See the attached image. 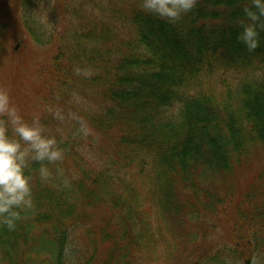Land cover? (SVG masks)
Here are the masks:
<instances>
[{
  "label": "trees",
  "instance_id": "obj_1",
  "mask_svg": "<svg viewBox=\"0 0 264 264\" xmlns=\"http://www.w3.org/2000/svg\"><path fill=\"white\" fill-rule=\"evenodd\" d=\"M248 3L197 0L168 22L142 0L0 2V55L10 23L38 45L59 32L46 21L74 24L42 83L40 121L64 159L44 162L46 180L30 165L34 206L0 226V264H264V202L251 199L264 194L243 185L253 164L264 175V29L254 52L237 38Z\"/></svg>",
  "mask_w": 264,
  "mask_h": 264
},
{
  "label": "clouds",
  "instance_id": "obj_2",
  "mask_svg": "<svg viewBox=\"0 0 264 264\" xmlns=\"http://www.w3.org/2000/svg\"><path fill=\"white\" fill-rule=\"evenodd\" d=\"M197 0H142V8L150 14L168 22H175L182 14L189 13ZM247 22L242 26L237 38L249 52H254L260 44V31L264 29V0H249L244 7ZM77 74H87L86 69L76 67ZM60 121L65 113L60 108L47 109ZM68 118L77 120V131L84 137L93 134L88 122L74 112ZM64 159V150L55 135L46 134L39 115H33L29 122L13 104L9 91L0 86V226L13 230L24 214L33 208L32 176L28 174L30 165L39 162V176L46 180L50 169L44 162ZM253 264H256L255 260Z\"/></svg>",
  "mask_w": 264,
  "mask_h": 264
},
{
  "label": "rangeland",
  "instance_id": "obj_3",
  "mask_svg": "<svg viewBox=\"0 0 264 264\" xmlns=\"http://www.w3.org/2000/svg\"><path fill=\"white\" fill-rule=\"evenodd\" d=\"M4 1L6 0H0V2ZM67 17L68 16L66 15L64 18L61 17L60 19L54 21L53 19L46 21V24L49 26L57 25V30H59L57 33L53 32L54 34L51 40L46 45H38L34 43L27 34L25 35L26 37H24V39L17 40L14 37V30L17 28L16 25L13 27V30L11 29L8 32L9 28L12 26L11 23L9 24L7 32L2 33V52L0 55V86L6 88L9 91L13 104L29 122L32 120L33 115H39L40 118L42 117V109L44 106L41 102V98L46 95L49 96V93L47 92L48 87L44 88L42 83L45 78H49V69L47 68L50 64V57L53 56L57 47H59V44L62 45L68 42L70 44L71 33L66 32L65 37H63L64 35L60 36L58 34L65 33L63 28L68 29L70 32L73 29L74 24L73 22L67 21ZM20 45H23L25 49L21 48ZM10 66H12V69ZM20 67H25V69H20ZM9 70L12 73H16V75H19V79H17L16 84V86H19V88L14 92L11 91L14 85L7 80V73ZM52 86L54 87V85ZM245 175L246 177L243 185L245 183L248 185H255L251 186L253 189H255V192L259 190L264 194V185H262L264 183V175H260V171L257 169L255 164L251 166L248 172L246 171ZM258 176H263V178L259 181L257 178ZM251 196H253V193ZM251 199H257L258 204H262L261 202H264L262 197L258 195L255 197L253 196ZM220 215L223 216V214ZM216 221L220 223V216L216 219ZM215 228V231L212 228H209L206 231L210 235V239L213 241V243L217 245L216 247H213L214 250L225 243L227 239V233L223 231L225 230L223 227ZM255 228L260 229V225H256ZM262 231L264 230L262 229ZM204 232L205 229L203 230L202 235ZM245 248L249 249L248 246ZM256 259L262 264L259 258L256 257Z\"/></svg>",
  "mask_w": 264,
  "mask_h": 264
}]
</instances>
